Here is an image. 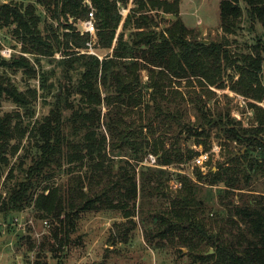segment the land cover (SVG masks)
<instances>
[{
  "label": "trees",
  "instance_id": "1",
  "mask_svg": "<svg viewBox=\"0 0 264 264\" xmlns=\"http://www.w3.org/2000/svg\"><path fill=\"white\" fill-rule=\"evenodd\" d=\"M3 1L6 2L0 3V27L9 29L21 44L22 53L46 58L59 54L58 65L62 67L66 84L62 86L65 98L56 93L50 114L29 131L35 156L27 168L19 165L22 178L5 191V197L0 194V214L10 216L31 208L39 219L49 223L52 246L48 251L63 253L81 213L117 211L129 219L134 217L140 191L167 200L168 208L152 217L151 224L156 227L154 236L185 248L191 264H264V196L232 205L228 215L220 214L221 220L239 230L237 236L228 240L200 221L202 203L195 198L196 189L190 184L183 182L181 196L170 199L162 193L164 183L169 181V172L139 167L148 155L156 158L157 166H168L173 160L182 161L179 151L168 153L162 140L155 137L154 128L175 125L197 138L208 136L205 135L206 127L219 128L226 141L245 148L242 156L229 160L234 164L232 168L218 166L216 172L209 170L204 176L197 173L198 179L209 186L223 184L225 189L241 190L238 183L241 171L236 169L239 160L248 161L249 170L262 168L263 109L254 106L256 126L248 130L239 127L228 113L223 116L218 112L212 116L201 109L195 117V126L193 123L187 127L182 123L183 115L171 109V94L166 91L171 79L195 78L199 83L218 86L226 76L230 81L237 79L231 86L235 92L258 102L264 101L261 39L249 46L247 54L231 53L227 40L244 29L253 31L255 25L264 29V0H221L219 21L223 37L220 42L209 44L189 38L192 31L178 17L180 0H133L137 8L124 21L117 4L126 7L128 0H89L95 29L94 48L111 50V55L106 54L102 59L86 51L92 36L81 34L77 28L80 22L88 19L90 12L84 0H33L34 4L28 5L24 4L28 0H21V3L19 0ZM36 7H40L47 19L55 21L62 31L52 25L44 26L45 35H42ZM152 11L172 15L175 19L163 30L155 31L157 25L147 14ZM135 13L143 14L136 16ZM121 23L122 32L117 35ZM129 26L134 32L124 39L123 31ZM0 67L13 71L23 68L27 70L28 79L37 77L33 67L22 57L8 61L0 58ZM142 69L149 72L146 86L141 85L137 74ZM43 74H39L42 85L46 81ZM143 89L149 96L147 104H144ZM74 95L80 99L76 107L67 100ZM2 97L21 108L23 115L28 117L36 91L28 88L21 92L9 78L0 75ZM102 104L107 109L104 118L107 135L98 131ZM137 107L145 108L147 117L140 114L138 124L128 125L124 117ZM23 128L17 114L0 118V179L4 175L2 168L8 166V156L16 148L10 143L23 137L26 133ZM144 129L148 130L146 137L142 134ZM255 151L256 157L250 158ZM66 165L68 177L63 186L45 185L39 189L40 182L54 179L55 171H61ZM243 174L247 180L248 174ZM12 178L11 168L5 180ZM24 240L21 245L26 244L31 249L29 238ZM201 246L208 247L212 254L197 253ZM179 251L181 254L182 250Z\"/></svg>",
  "mask_w": 264,
  "mask_h": 264
},
{
  "label": "rangeland",
  "instance_id": "2",
  "mask_svg": "<svg viewBox=\"0 0 264 264\" xmlns=\"http://www.w3.org/2000/svg\"><path fill=\"white\" fill-rule=\"evenodd\" d=\"M220 1H179L178 17L184 26L192 31L189 36L190 39L203 41L206 44L210 42L217 43L222 40L223 34L219 21ZM4 2L6 1L0 0V3ZM18 2L21 3L22 1L19 0ZM24 4H34V1L28 0ZM117 6L122 21L137 8L133 4V0H128L126 7L120 4H117ZM36 9L37 15H40L39 30L42 35H45L44 26L48 28L52 25L53 28L62 31L55 21L47 19L40 7H36ZM140 14L143 13H135L136 16ZM147 14L152 16L154 23L157 25L155 31L163 30L175 19L172 15L163 14L159 11H152ZM81 23L77 26L79 30ZM120 32H122V23L116 34L118 35ZM131 32H134L131 26L125 29L123 31L124 39H127ZM94 34L90 38L92 43L86 51L91 55L96 54L100 59L106 54L111 55V50L105 51L94 48ZM258 38L261 39L264 47V29L260 25H255L254 30L251 32L244 29L237 36L227 37L228 49L231 53L247 54L250 52L249 46L254 44ZM3 49L11 50L9 57L2 55L1 51ZM21 51V44L9 33V29L0 27V58L7 61L11 58H25L29 66L33 67V70L37 73L35 79H28L27 70L23 68L13 71L14 69L8 70L0 67V75L9 78L19 91L25 92L28 88L36 91V99L31 103L28 117L23 115L21 108L11 103L6 97L0 98V118L6 114H17L23 122V130H26L23 137H17V141L10 143V146L15 145L16 148L8 156V166L2 168L4 171V175L0 179L2 198L5 197V191L22 178L19 167L27 168L31 159L35 156L34 141L28 138L32 126L37 125L50 114L56 102V93L65 98V91L62 86L66 84V81L62 74V67L58 65L60 55L56 54L54 58H46L22 53ZM40 73H44L46 79L44 85L39 80ZM137 74L141 80V85L146 86L149 72L142 69ZM261 75L262 84L264 85V67ZM72 80H74V77ZM236 80L230 81L225 76L220 85L210 86L206 83H199L195 78L171 79V85L166 91L167 94H171V109L177 110L183 115L182 123L187 127H191L193 123L195 126V117L201 109L205 114L212 116L218 112L222 113L223 116L228 113L229 118L240 124L239 127L245 130L251 129L256 126L254 122L255 107L264 110V101H255L232 90L231 86ZM148 92L150 91L148 90ZM143 96L144 104H147L149 96L144 89ZM67 100L76 107L80 99L74 95ZM143 109L145 108L137 107V109L128 112L127 116L124 117L125 122L128 125L138 124L140 114L143 118L147 117L144 115ZM100 111L102 121L101 128L98 131L107 135L104 127L107 109L104 104L100 106ZM204 130L205 135L208 136L197 138L190 137L183 128H178L175 125H172V128H154L155 137L162 140L165 146L164 149L168 153L179 151L182 161L176 162L172 159L173 163L168 166L158 165L153 168L169 172L170 178L168 182L164 183L165 188H163L162 193L170 199L181 196L183 182L196 189L195 198L202 203L203 213L199 216L200 221L210 231L221 232L222 237L229 240L237 236L239 230L221 220L219 216L222 212L228 215V210L232 205L236 206L240 203L261 199L264 196V161L261 163V169L253 168V170H249L248 161L239 160L236 169L241 171L238 175L241 190L225 189L223 184L209 186L203 183L198 179L197 173L200 172L202 176L206 174L193 166L192 162L194 156L198 154L196 149L201 148L204 152L209 153L210 160L206 165V172H209V170L216 172L218 166L232 168L234 164L229 160L245 153L244 147L235 142L226 141L219 128L206 127ZM142 134L143 137H146L148 130L144 129ZM215 145L219 147L217 156L211 153V149ZM109 154L113 155L111 152ZM253 157H256V151L252 152V155L250 154V158ZM130 162L134 163L133 160ZM144 163L145 158L139 164V167L146 166ZM258 163L260 164V162ZM11 168L13 169V178L5 180V176ZM67 168L66 165L61 171L56 170L55 178L49 182H40L39 189L45 185L63 186L67 182L68 176L65 174ZM243 173L248 174L247 180H244ZM223 192H226L227 195ZM167 208V200L160 196L150 197L139 191L135 203L134 217L129 219L123 218L121 213L117 211L81 213L76 220L74 231L70 235L69 246L63 248V253L57 252L55 254L48 251V247L52 246L49 223L44 219H39L31 208L10 216L0 214V238H2L0 240V264H191V258L187 255L185 248H181L179 244L170 245L165 239L154 236L156 227L153 223L151 224L152 217ZM241 230L242 227H240ZM25 238H29L32 243L31 249L26 244L21 245L24 243ZM179 250H182L181 254ZM210 251L212 250H208V247L201 246L197 253L202 254L205 252L209 255L212 254Z\"/></svg>",
  "mask_w": 264,
  "mask_h": 264
},
{
  "label": "built area",
  "instance_id": "3",
  "mask_svg": "<svg viewBox=\"0 0 264 264\" xmlns=\"http://www.w3.org/2000/svg\"><path fill=\"white\" fill-rule=\"evenodd\" d=\"M84 4L87 5V7L89 9L91 8V4H90L89 0H84ZM93 22H94L93 21V12H92V9H90V12L88 14V19L81 23V28H80L81 34L86 33V34H89L92 36L95 32ZM88 46H90V45L88 44ZM1 53L4 57H9L11 54V50L3 49L1 51ZM196 152L198 154L192 160L193 166L199 168L205 174L206 169H207L206 165L210 160L209 153L204 152L203 150H201V148L196 149ZM211 153L214 154L215 156H217L219 153V147L216 145L213 146L211 149ZM144 165H146L148 167H157L156 158L152 155H148L145 158Z\"/></svg>",
  "mask_w": 264,
  "mask_h": 264
},
{
  "label": "water",
  "instance_id": "4",
  "mask_svg": "<svg viewBox=\"0 0 264 264\" xmlns=\"http://www.w3.org/2000/svg\"><path fill=\"white\" fill-rule=\"evenodd\" d=\"M210 253H212V251H210Z\"/></svg>",
  "mask_w": 264,
  "mask_h": 264
},
{
  "label": "crops",
  "instance_id": "5",
  "mask_svg": "<svg viewBox=\"0 0 264 264\" xmlns=\"http://www.w3.org/2000/svg\"><path fill=\"white\" fill-rule=\"evenodd\" d=\"M2 238H0V240H1Z\"/></svg>",
  "mask_w": 264,
  "mask_h": 264
}]
</instances>
